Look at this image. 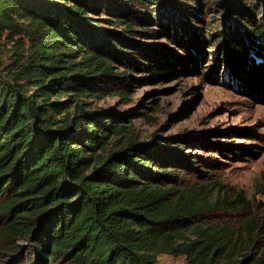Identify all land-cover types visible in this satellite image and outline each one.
Listing matches in <instances>:
<instances>
[{"label": "trees", "instance_id": "obj_1", "mask_svg": "<svg viewBox=\"0 0 264 264\" xmlns=\"http://www.w3.org/2000/svg\"><path fill=\"white\" fill-rule=\"evenodd\" d=\"M191 1L0 0V31L27 38L15 40L22 52L14 50L11 66L0 70L1 264H156L161 254L184 256L187 264H264V246L257 257L241 258L262 237L256 222L195 221L221 208L208 188L181 184L154 134L147 143L127 137L121 116L87 101L99 83L130 73L114 71L109 50L169 79L194 72L190 63L216 45L228 75L264 102V0H247L251 7L210 0L234 24L205 35L191 22L199 12ZM159 6L167 10L162 32L180 39L181 54L145 51L130 37L135 21L161 15ZM125 48H141L148 62ZM215 147L236 157L264 150L246 152L230 141Z\"/></svg>", "mask_w": 264, "mask_h": 264}, {"label": "rangeland", "instance_id": "obj_2", "mask_svg": "<svg viewBox=\"0 0 264 264\" xmlns=\"http://www.w3.org/2000/svg\"><path fill=\"white\" fill-rule=\"evenodd\" d=\"M191 2L193 7L199 8L191 22L202 28L204 35L217 26L222 25L223 30L227 23L234 24L230 16L215 9L212 1L203 0L201 6L198 0ZM251 4L246 0L243 5L251 7ZM158 10L161 15H153L151 23L135 21L130 37L144 47L142 50L165 49L181 54L180 39L176 42L162 32L161 21L167 19V10L161 6ZM91 15L101 18L100 23L106 28L122 30L106 22V15ZM18 38L24 43L27 41L7 29L0 31V70L11 66L14 50L22 52L14 44ZM215 46L205 47L206 59L198 62L197 57L190 63L194 72L169 79L155 78L147 71L136 69L131 61L118 60L109 50L107 55L114 71L130 73L121 81L99 83L98 96L87 101L92 102V108L121 116L119 124L128 128L127 137L147 143L154 134L156 141L166 146L167 153H162V159L174 162L169 163L173 170L171 175H176L181 184L208 188L210 201L218 200L221 208L195 221L227 223L234 227L245 226L248 220L256 222L262 237L253 250L241 257L255 258L264 246V150L259 157H254L250 151H258L256 146L264 147V142L254 135L260 134L264 140V102L247 93L228 75L223 57V62L217 60ZM125 50L135 52L131 57L135 61L148 62L138 54L141 48ZM225 141L250 153L236 157L230 151L219 152L215 143ZM156 264L187 263L184 256L161 254Z\"/></svg>", "mask_w": 264, "mask_h": 264}]
</instances>
